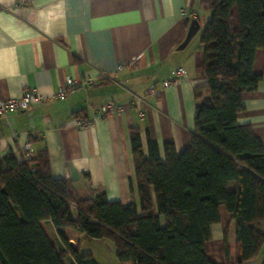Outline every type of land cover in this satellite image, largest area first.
<instances>
[{"label": "crops", "instance_id": "crops-1", "mask_svg": "<svg viewBox=\"0 0 264 264\" xmlns=\"http://www.w3.org/2000/svg\"><path fill=\"white\" fill-rule=\"evenodd\" d=\"M208 13L200 0H0V99L27 88L45 97L26 111L0 116V154L11 151L20 160L26 142L33 151L46 148L52 175L70 179L80 194L90 186L123 205L131 199L138 203L130 129H139L145 154L148 136L161 154L165 142L177 152L188 146L202 102L194 90L207 95L199 40ZM192 18L199 20V30L179 49ZM236 21L234 16L233 27ZM179 66L187 76L161 88ZM254 71L262 77L254 90L242 93L237 122L264 143V50L256 52ZM67 76L78 85L65 99H54ZM88 78L95 80L93 86L86 85ZM151 84L155 95L147 94ZM133 97L140 98L136 105L120 113L96 111L107 101ZM219 214L206 255L217 264H236L234 219L224 205ZM260 227L264 230V222ZM66 232L69 240H80L76 230ZM240 264H264V244L256 257Z\"/></svg>", "mask_w": 264, "mask_h": 264}, {"label": "trees", "instance_id": "trees-1", "mask_svg": "<svg viewBox=\"0 0 264 264\" xmlns=\"http://www.w3.org/2000/svg\"><path fill=\"white\" fill-rule=\"evenodd\" d=\"M200 5L209 12L199 40L207 95L194 90L202 102L188 146L177 152L165 142L161 154L148 136L145 154L139 129L132 127L138 203L126 205L90 186L80 194L70 179L54 177L46 148L29 160H17L11 151L0 154V264H99L79 251L78 239L69 241L67 229L111 239L121 262L217 264L207 257L205 243L220 220V205L235 222L234 263L258 255L264 244V143L250 126L238 124L237 115L242 93L262 77L254 63L257 50H264V0Z\"/></svg>", "mask_w": 264, "mask_h": 264}, {"label": "built area", "instance_id": "built-area-1", "mask_svg": "<svg viewBox=\"0 0 264 264\" xmlns=\"http://www.w3.org/2000/svg\"><path fill=\"white\" fill-rule=\"evenodd\" d=\"M121 68V65L119 66ZM187 76V72L184 67L179 66L174 71V75L171 78L165 79L160 82L161 88H167L176 84L180 79ZM87 86H93L95 80L88 78L86 81ZM78 85L77 81L67 76L65 78L64 84L53 94V98L57 100H63L66 98L67 94L72 91ZM157 92V87L155 84H151L147 89L148 95H155ZM45 97L40 94L36 89L27 88L23 90L19 95L10 97L7 99H0V116L6 117L10 112H23L31 107L41 104L44 101ZM139 97H133L127 100L124 103H118L113 100L107 101L99 106L96 111L100 112L102 115H107L109 113H120L127 106L133 107L136 105V101L139 100ZM144 114L140 112V117H143ZM79 123L86 124L84 121L78 120ZM21 159L29 160L33 156V149L29 142H26L21 147Z\"/></svg>", "mask_w": 264, "mask_h": 264}, {"label": "rangeland", "instance_id": "rangeland-1", "mask_svg": "<svg viewBox=\"0 0 264 264\" xmlns=\"http://www.w3.org/2000/svg\"><path fill=\"white\" fill-rule=\"evenodd\" d=\"M76 240L69 241L75 243ZM78 248L81 253H91L99 264H130L117 259L114 242L109 238H93L82 233Z\"/></svg>", "mask_w": 264, "mask_h": 264}, {"label": "water", "instance_id": "water-1", "mask_svg": "<svg viewBox=\"0 0 264 264\" xmlns=\"http://www.w3.org/2000/svg\"><path fill=\"white\" fill-rule=\"evenodd\" d=\"M200 24L199 20L197 18H192L187 30V33L185 35L184 40L180 43L178 46L179 49L186 46V44L191 40V38L196 34V32L199 30Z\"/></svg>", "mask_w": 264, "mask_h": 264}]
</instances>
